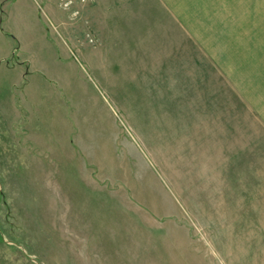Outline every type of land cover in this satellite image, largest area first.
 Masks as SVG:
<instances>
[{"label":"rangeland","instance_id":"1","mask_svg":"<svg viewBox=\"0 0 264 264\" xmlns=\"http://www.w3.org/2000/svg\"><path fill=\"white\" fill-rule=\"evenodd\" d=\"M134 11L0 0V264H264V134Z\"/></svg>","mask_w":264,"mask_h":264},{"label":"crops","instance_id":"2","mask_svg":"<svg viewBox=\"0 0 264 264\" xmlns=\"http://www.w3.org/2000/svg\"><path fill=\"white\" fill-rule=\"evenodd\" d=\"M135 1L120 3H133L144 10V15L141 11L130 13L137 22L174 31L172 43L180 46L182 37L190 42L194 50L190 55L195 56L191 63L196 66L200 59L211 75L221 79L222 102L237 112L239 134L245 132L247 140L258 141L259 132L264 134V4L253 0L251 5L236 6L225 14L223 0H217V6L216 0ZM180 60L183 63L182 57Z\"/></svg>","mask_w":264,"mask_h":264}]
</instances>
